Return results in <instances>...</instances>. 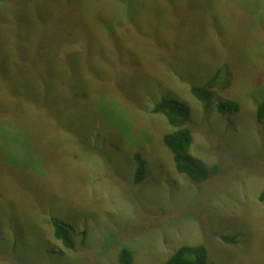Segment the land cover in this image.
Here are the masks:
<instances>
[{
    "label": "rangeland",
    "instance_id": "rangeland-1",
    "mask_svg": "<svg viewBox=\"0 0 264 264\" xmlns=\"http://www.w3.org/2000/svg\"><path fill=\"white\" fill-rule=\"evenodd\" d=\"M223 66L207 112L191 87ZM162 98L218 167L204 184L174 168ZM263 98L264 0H0V264H119L125 247L165 264L185 244L264 264Z\"/></svg>",
    "mask_w": 264,
    "mask_h": 264
},
{
    "label": "trees",
    "instance_id": "trees-1",
    "mask_svg": "<svg viewBox=\"0 0 264 264\" xmlns=\"http://www.w3.org/2000/svg\"><path fill=\"white\" fill-rule=\"evenodd\" d=\"M225 68L226 66L219 68L213 78H210L204 85L191 87L192 95L203 104L207 112L212 111L214 108L212 102L213 86L217 82L219 73ZM219 106L221 107L219 110L221 114L227 111L233 113L239 110L238 104L232 101H227ZM151 112L162 115L169 124L168 126L171 127V130L163 134L162 139L165 146L172 153L174 168L178 173L186 175L195 184H204L211 176L216 174L217 166L208 167L201 158L190 152L192 132L189 126V109L185 103L176 98H162L153 106ZM255 116L261 124L262 137L264 138V98L256 106ZM133 161L136 163L134 182L135 185L139 186L145 181L146 163L140 153L133 155ZM259 200H264V189L259 195ZM52 224L54 238L59 240L65 248L73 249L75 242L68 228L55 219H52ZM221 238L228 243L234 241L231 237L221 236ZM118 259L119 264H133V254L126 247L120 249ZM165 264H211V260L205 245L185 244L179 246L168 257Z\"/></svg>",
    "mask_w": 264,
    "mask_h": 264
},
{
    "label": "bare ground",
    "instance_id": "bare-ground-1",
    "mask_svg": "<svg viewBox=\"0 0 264 264\" xmlns=\"http://www.w3.org/2000/svg\"><path fill=\"white\" fill-rule=\"evenodd\" d=\"M73 236V235H72ZM73 238H74V236H73ZM73 240V239H72ZM75 240V239H74Z\"/></svg>",
    "mask_w": 264,
    "mask_h": 264
}]
</instances>
